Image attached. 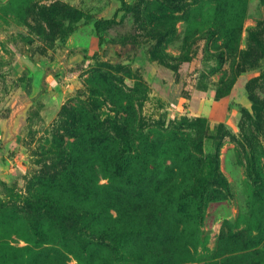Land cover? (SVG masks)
Returning <instances> with one entry per match:
<instances>
[{
    "label": "rangeland",
    "instance_id": "374dc122",
    "mask_svg": "<svg viewBox=\"0 0 264 264\" xmlns=\"http://www.w3.org/2000/svg\"><path fill=\"white\" fill-rule=\"evenodd\" d=\"M64 104L69 169L44 194L114 234L38 259L51 223L24 196ZM0 245V264H264V0H0Z\"/></svg>",
    "mask_w": 264,
    "mask_h": 264
},
{
    "label": "trees",
    "instance_id": "16d2710c",
    "mask_svg": "<svg viewBox=\"0 0 264 264\" xmlns=\"http://www.w3.org/2000/svg\"><path fill=\"white\" fill-rule=\"evenodd\" d=\"M60 115L61 118L59 120V124L54 127V142L57 146V155L58 157L53 160V164H55V168L49 173V179H46L45 181H42L40 177H38V181L36 183L35 189H32L33 184L31 183V186H28V195H25V207L27 206L28 214L32 212V207L36 205L40 207V213H43L45 217H47L50 220V227L46 228L44 230H40V232L36 233V237L39 240V244L36 245V247H41L43 244L45 246L41 247L37 251H33V247H31L30 244H27L24 249L30 250L32 252L33 258H38L40 255H44L45 252L51 250L55 252L57 255L64 256V252H73L75 255H78L79 248L77 246V243H80L84 247H86L91 240H93L94 236H100L105 237L110 235V231L112 234H114V231L110 230L113 228V226L108 227L101 223L100 214H98L95 219L92 221V223H89L86 225L85 229L86 231L90 232L89 235L91 238L84 237L81 233L80 228V222L85 217V211H87V208H82L81 206H78L76 201H74V198H78V196H73V194H76L75 191H70L71 199L69 201V207H63L59 204L58 200L50 199V197H47L45 195L44 190L49 189L47 186L51 185V176L60 175L62 173H66L69 169V166L66 164L68 163L69 159V153L66 151L64 143V132H68V129H70V126L76 125V123L79 120L78 116V109L75 106H72L70 104H64L62 108L60 109ZM112 126L114 128V131L120 135L122 138L126 139L125 132L122 129V127L117 124L115 121L112 123ZM63 131V133L60 132ZM209 158V157H208ZM210 161L208 162V167L206 170V173L202 176L201 179L205 180L207 178H210L212 180H215L218 183L226 184L225 178L222 176V174L218 171L216 167L211 165L213 159L209 158ZM52 164V162H51ZM51 164H49L51 166ZM55 189H58V187H55ZM59 190V189H58ZM93 192V195H96V190H91ZM197 196L199 198L202 197L201 190H196ZM38 202L34 201L33 198H36V195ZM44 195V196H43ZM41 200V203L39 202ZM84 209V210H81ZM102 208H100L101 210ZM30 217V214H29ZM80 228V229H79ZM59 230L61 231L59 232ZM80 231V232H79ZM72 234L76 235L75 240L72 238ZM95 236V238H96ZM33 238V237H32ZM32 238H30L28 241L29 243L32 242ZM46 244H53L55 246L48 247ZM62 247L64 250H62L59 247ZM10 247H2L0 245V260L2 261L4 255L8 254ZM40 254V255H39ZM81 255V254H80ZM37 259V260H38Z\"/></svg>",
    "mask_w": 264,
    "mask_h": 264
}]
</instances>
